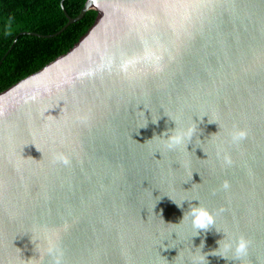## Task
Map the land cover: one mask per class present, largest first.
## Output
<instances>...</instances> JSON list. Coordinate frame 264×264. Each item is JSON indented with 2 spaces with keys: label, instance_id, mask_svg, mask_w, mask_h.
Masks as SVG:
<instances>
[{
  "label": "water",
  "instance_id": "95a60500",
  "mask_svg": "<svg viewBox=\"0 0 264 264\" xmlns=\"http://www.w3.org/2000/svg\"><path fill=\"white\" fill-rule=\"evenodd\" d=\"M87 10L66 53L0 92V264H196L241 235L244 261L208 264H264V0H85L47 37ZM198 204L215 224L197 235Z\"/></svg>",
  "mask_w": 264,
  "mask_h": 264
},
{
  "label": "trees",
  "instance_id": "16d2710c",
  "mask_svg": "<svg viewBox=\"0 0 264 264\" xmlns=\"http://www.w3.org/2000/svg\"><path fill=\"white\" fill-rule=\"evenodd\" d=\"M85 0H0V92L66 53L92 25L96 12L75 17ZM62 6V8L60 7ZM63 10V11H62Z\"/></svg>",
  "mask_w": 264,
  "mask_h": 264
},
{
  "label": "clouds",
  "instance_id": "9594fccd",
  "mask_svg": "<svg viewBox=\"0 0 264 264\" xmlns=\"http://www.w3.org/2000/svg\"><path fill=\"white\" fill-rule=\"evenodd\" d=\"M203 117V116H202ZM199 117V118H202ZM209 123H215V122H209ZM197 124L195 122H192L188 126L184 128H177L175 127L174 130H171L170 133H164L163 135H166L168 138L164 139L163 136L159 137L163 143L164 146L168 150H176L180 147H183L185 151L187 148V145L192 141V138L197 134ZM215 135V134H214ZM230 141L233 145H239L242 141H244L248 137L247 130L240 129V128H234L232 132L229 133ZM155 138V137H154ZM224 163L228 166L232 164V159L230 155L227 153L223 156ZM54 162L63 164L65 166H68L71 161L70 159L63 155L58 154L56 157H54ZM224 189H227L229 187L227 181H225L222 185ZM180 207L181 205H177ZM220 211H223L221 209ZM186 215H189L192 217V227L195 230V234L198 235V230H203L207 232L210 226H213L215 224V217L212 213H210L206 208L198 204V206H192L189 208ZM218 248L210 253L207 254H200L197 257L196 264H208L206 256L212 255V256H218L219 258H223L225 260L229 259L227 253L231 252V259L233 261L242 262L244 259L248 256L249 248L251 247L252 241L248 238H246L244 235L239 236L236 238L234 244L230 240H224L221 239L217 241ZM203 248V241L201 242V245L199 246V250ZM62 256V253H58L56 257L54 258V264H61L60 257Z\"/></svg>",
  "mask_w": 264,
  "mask_h": 264
}]
</instances>
